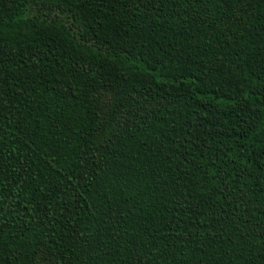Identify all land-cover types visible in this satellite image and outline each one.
I'll use <instances>...</instances> for the list:
<instances>
[{
  "label": "trees",
  "instance_id": "1",
  "mask_svg": "<svg viewBox=\"0 0 264 264\" xmlns=\"http://www.w3.org/2000/svg\"><path fill=\"white\" fill-rule=\"evenodd\" d=\"M0 264H264V0H0Z\"/></svg>",
  "mask_w": 264,
  "mask_h": 264
}]
</instances>
